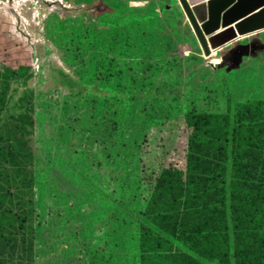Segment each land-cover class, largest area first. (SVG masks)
<instances>
[{
	"label": "rangeland",
	"instance_id": "rangeland-1",
	"mask_svg": "<svg viewBox=\"0 0 264 264\" xmlns=\"http://www.w3.org/2000/svg\"><path fill=\"white\" fill-rule=\"evenodd\" d=\"M230 47L205 56L179 0H0V140L35 210L0 264H156L142 227L174 239L147 208L165 173L186 176L188 118L264 116V50L229 70Z\"/></svg>",
	"mask_w": 264,
	"mask_h": 264
},
{
	"label": "trees",
	"instance_id": "trees-1",
	"mask_svg": "<svg viewBox=\"0 0 264 264\" xmlns=\"http://www.w3.org/2000/svg\"><path fill=\"white\" fill-rule=\"evenodd\" d=\"M242 108L233 116L192 114L188 118L193 132L186 176L177 170L165 173L161 188L168 196L157 194L147 208L150 220L175 241L142 227L143 247L154 254L156 264H232L231 227L234 264H264V116L245 119L241 113L250 114L252 103ZM5 143L0 140L2 255L18 242L25 245V240H33L35 218L33 179L26 176L18 181L10 175L12 169L19 175L27 169L14 157L16 146ZM14 186L15 195L9 193ZM177 244L194 255L174 253Z\"/></svg>",
	"mask_w": 264,
	"mask_h": 264
},
{
	"label": "water",
	"instance_id": "water-1",
	"mask_svg": "<svg viewBox=\"0 0 264 264\" xmlns=\"http://www.w3.org/2000/svg\"><path fill=\"white\" fill-rule=\"evenodd\" d=\"M179 3L205 56L210 58L231 45L223 52L219 67L237 68L244 56L264 50L259 38L240 42L264 32V0H198L197 6L190 0Z\"/></svg>",
	"mask_w": 264,
	"mask_h": 264
}]
</instances>
